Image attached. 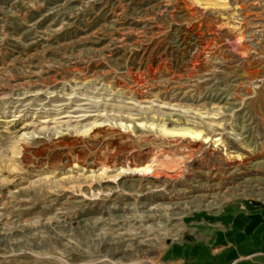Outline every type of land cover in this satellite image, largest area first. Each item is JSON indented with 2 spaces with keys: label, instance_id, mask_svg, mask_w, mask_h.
<instances>
[{
  "label": "rangeland",
  "instance_id": "374dc122",
  "mask_svg": "<svg viewBox=\"0 0 264 264\" xmlns=\"http://www.w3.org/2000/svg\"><path fill=\"white\" fill-rule=\"evenodd\" d=\"M264 207V0H0V264H155Z\"/></svg>",
  "mask_w": 264,
  "mask_h": 264
},
{
  "label": "crops",
  "instance_id": "0c3cea01",
  "mask_svg": "<svg viewBox=\"0 0 264 264\" xmlns=\"http://www.w3.org/2000/svg\"><path fill=\"white\" fill-rule=\"evenodd\" d=\"M200 235L173 243L155 264H264V207L228 206Z\"/></svg>",
  "mask_w": 264,
  "mask_h": 264
}]
</instances>
